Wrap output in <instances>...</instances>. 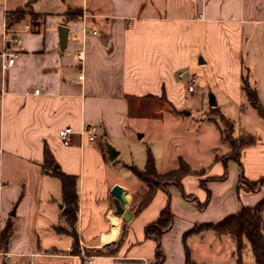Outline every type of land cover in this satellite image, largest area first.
<instances>
[{"label": "crops", "instance_id": "1", "mask_svg": "<svg viewBox=\"0 0 264 264\" xmlns=\"http://www.w3.org/2000/svg\"><path fill=\"white\" fill-rule=\"evenodd\" d=\"M23 8L27 16L7 28V12ZM60 26L69 29L65 47ZM9 49L16 57L3 70L1 53ZM197 68L222 115L234 109L250 124L264 118L258 110L264 111V0H0V237L12 226L6 251L0 245L11 257H0V264H158L157 240L147 237L146 227L168 205L174 219L161 238L163 264H186V246L197 264H212L208 251L226 243L230 253L215 261L256 264L249 246L238 257L230 235L209 230L184 238L197 225L218 223L264 198V185L249 191L242 181L264 179V137L256 127L241 129L256 138L242 149L241 166L218 156L208 168H192L199 174L182 180L189 198L170 185L134 214L147 185L134 188L111 176L119 165L134 167L120 159L119 145L130 136L131 110L148 101L146 95H165L158 101L173 105L176 114L181 106L175 98L191 77L196 84L190 70ZM244 80L256 89L260 106L249 104ZM84 123L101 126L96 141L78 134ZM66 127L76 132L70 145L59 137ZM106 143L118 151L113 160ZM46 149L56 168L78 178V244L64 216L61 180L44 168ZM227 170L224 180L214 179ZM117 184L129 221L116 212ZM105 247L115 252L95 255ZM198 248L207 255L199 257Z\"/></svg>", "mask_w": 264, "mask_h": 264}, {"label": "rangeland", "instance_id": "2", "mask_svg": "<svg viewBox=\"0 0 264 264\" xmlns=\"http://www.w3.org/2000/svg\"><path fill=\"white\" fill-rule=\"evenodd\" d=\"M29 12V9L23 8L18 15L26 17ZM202 69L190 70L197 77L196 91L189 92L187 84L185 92L175 98V104L181 106L176 114L170 110V106L160 101L141 102V106L131 110L130 136L119 143L122 149L121 160L143 170L146 167L148 150H150L155 157L159 173L178 169L181 160L193 169H203L208 168L218 156L233 155L232 145L221 137V130L225 129L226 134L233 139H239L249 135L241 131L242 128L249 131V128L256 127L254 132L264 137V118H258V122L250 124V121L248 123V120L240 117V113L234 109L230 110V115L225 114L226 117L232 116L230 118L234 119V130L230 131L222 120L221 113L213 110L209 103V91L203 88ZM187 77L184 79L185 82L188 81L189 77ZM250 132L253 131L250 130ZM112 175L116 176L120 182L128 180L134 188H137L140 182L134 176L132 169L126 166L119 165L118 170H114ZM243 186L247 189L250 185L245 183ZM257 186L260 187L261 184ZM202 229L201 232L209 231V229ZM230 245L226 243L221 248L208 251L211 252L212 264H220L215 261V255L218 257L228 255L231 251ZM196 252L199 257L207 255V249L198 248Z\"/></svg>", "mask_w": 264, "mask_h": 264}, {"label": "trees", "instance_id": "3", "mask_svg": "<svg viewBox=\"0 0 264 264\" xmlns=\"http://www.w3.org/2000/svg\"><path fill=\"white\" fill-rule=\"evenodd\" d=\"M19 10L15 11H8L6 15V22L7 28H11L16 22L20 21L23 17L19 14ZM75 17L80 15V12L73 11L72 12ZM243 88L246 91L248 96V102L253 107H258L261 105L259 100L257 91L254 87L251 86L249 81L244 80ZM148 101L159 102L158 100L165 101V95L162 97H156L154 95H146L143 97ZM170 107L176 111V108L170 104ZM213 110L218 111L217 107H214ZM222 120L225 122L226 126L230 129L231 132L234 130V123L225 115H222ZM222 138L229 141L232 145L233 155L226 156L224 158V162L227 165V158L234 159L236 162H240L241 151L244 147L256 143V138L252 135H247L243 138L233 139L231 136L226 134L225 129L221 130ZM45 170L51 169L53 174L57 176L62 183L63 195L64 200L66 203V209L64 211V216L66 218L67 224L71 228V232L75 237V243L78 244V238L76 235L75 225L77 222V215H78V191H77V183L78 178L75 175H68L62 172L59 168L55 167V160L51 152L46 149L45 151ZM136 177L144 182L147 187L148 191L146 195L143 197L142 201L133 208L134 214L140 213L153 199L155 193L160 188L168 189V186L175 185L177 186L183 193L184 196L190 197L187 195L183 189L182 180L188 174H199V171L193 170L184 160L180 161V167L175 170H171L166 173H159L156 160L150 150H148L147 155V163L145 169H138L136 167H131ZM227 171L222 177L214 178L215 180H224L226 178ZM243 178V184L247 183L249 188L246 190L255 191L259 187L258 184L264 185V179H260L257 182H251L247 179ZM201 184L206 186L205 181H202ZM211 194L209 192L208 199L204 203H199L200 208H204L210 200ZM173 214L170 209V205H168L160 214V217L154 223L148 225L146 227V235L147 237H155L157 240V261L158 264H163L164 262V253L162 251L161 246V238L163 234L169 230L173 225ZM206 230H213L218 235H230L237 245V254L238 257L242 255L244 250L249 246L250 250L252 251L254 260L256 264H264V198L260 200L256 205L247 207L244 206L242 209L233 215L227 216L224 220L218 223H209L203 225H197L193 230L189 231L185 234L184 238H186L191 233H198L201 232L203 229ZM60 230H64L63 228H59ZM12 232V226L7 225L0 237V245L1 249L5 250L8 247V240L10 234ZM122 239L116 244V247L120 246ZM6 251V250H5ZM115 250L108 249L107 247L96 251L95 255H107L110 253H114ZM186 264H197L195 261L191 259L190 249L186 246Z\"/></svg>", "mask_w": 264, "mask_h": 264}, {"label": "built area", "instance_id": "4", "mask_svg": "<svg viewBox=\"0 0 264 264\" xmlns=\"http://www.w3.org/2000/svg\"><path fill=\"white\" fill-rule=\"evenodd\" d=\"M14 44H18L20 42V39L18 37H14L11 40ZM10 45V41H9ZM1 56L3 58V64L2 68L3 70H6V68L10 67L13 65L15 57H16V52L13 49L5 50L3 53H1ZM185 76V73L181 72L179 74V77L183 79ZM188 90L190 92H193L195 90V78L191 77L189 80L188 84ZM40 90L36 89L34 93L39 94ZM101 131V126L99 124H93V123H84L80 131H78V134L81 137L87 138L89 141L94 142L97 140L98 135ZM76 134L75 130L72 127H66L64 129H61L59 131V137L60 140L64 145H70L71 143V138L72 136ZM0 257H6L9 258L11 257L10 253H5L2 250H0Z\"/></svg>", "mask_w": 264, "mask_h": 264}, {"label": "water", "instance_id": "5", "mask_svg": "<svg viewBox=\"0 0 264 264\" xmlns=\"http://www.w3.org/2000/svg\"><path fill=\"white\" fill-rule=\"evenodd\" d=\"M69 29L66 26L59 27L60 42L63 47L66 46ZM209 103L212 107L217 105L214 95H210ZM259 114L264 117V111L261 107H258ZM189 114V112H187ZM106 151L109 154L111 160L115 159L118 155L117 149L110 143H106ZM112 194L117 198L116 200V212L123 216L125 221H129L132 217L131 213L125 209L127 204V198L124 193V189L121 185H115L112 188Z\"/></svg>", "mask_w": 264, "mask_h": 264}, {"label": "bare ground", "instance_id": "6", "mask_svg": "<svg viewBox=\"0 0 264 264\" xmlns=\"http://www.w3.org/2000/svg\"><path fill=\"white\" fill-rule=\"evenodd\" d=\"M115 218V217H114ZM114 220V219H113ZM116 224V222H114ZM113 236V234L111 236L105 237V241L109 240L111 237Z\"/></svg>", "mask_w": 264, "mask_h": 264}]
</instances>
